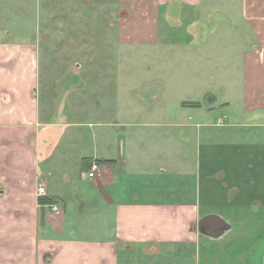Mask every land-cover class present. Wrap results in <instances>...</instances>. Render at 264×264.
I'll use <instances>...</instances> for the list:
<instances>
[{"label": "crops", "instance_id": "1", "mask_svg": "<svg viewBox=\"0 0 264 264\" xmlns=\"http://www.w3.org/2000/svg\"><path fill=\"white\" fill-rule=\"evenodd\" d=\"M167 23H186L189 41L174 32L172 47H188L193 61L172 66L198 79L169 95L175 109L149 112L153 124L85 134L78 107L68 110L70 74L53 82V71L83 53L84 36L91 53L113 46L109 35L93 39L100 28L147 51ZM216 44L240 53L219 65L229 74L213 83L219 91ZM162 81L143 83L138 101L163 99L171 88ZM215 116L219 140L264 128V0H0V264H264V143L211 140L204 129ZM93 162L103 169L96 180L86 174ZM206 217L227 231L202 233Z\"/></svg>", "mask_w": 264, "mask_h": 264}, {"label": "rangeland", "instance_id": "2", "mask_svg": "<svg viewBox=\"0 0 264 264\" xmlns=\"http://www.w3.org/2000/svg\"><path fill=\"white\" fill-rule=\"evenodd\" d=\"M98 1L103 2L105 0ZM219 11L220 10L217 9L216 13L218 14ZM103 19L106 18L102 17V20ZM100 24L102 25V22H100ZM186 27V23H182L180 27H176L175 23L165 24L162 26L160 45L156 49H147V51L146 48L137 45H121L118 42L116 28L113 30L114 33L110 32V34H107L104 32V29L101 30L100 28V33L94 35V40L99 37L100 41H106L107 35H109V40H113V46L110 45V48L108 49L104 48L103 45H99V50L96 53H91L86 47V45H88L87 42L90 41L91 37L84 36L83 53L77 55L74 54L68 58V69H61V71L55 70L52 74L54 75L53 82L57 81L55 78L59 74L63 76L70 74L67 83L69 84L68 87L71 86L72 89H67L66 86L63 87L64 91L68 94V110H72V113L77 115L76 109L78 107L80 111L78 120L81 122L84 121L83 123L87 125V128H83L85 134H87V130L90 132L91 130H96L101 127L108 129L106 128L108 125H100L101 123L123 121V124L120 126L124 127V130L127 128L133 129V127H138L135 126L136 124L140 126H144L145 123L153 124V122L158 121V119L150 117L153 115H148L149 112L154 111L155 113H161L166 110V108L170 109V106L171 108H176V102H169V95L177 93V85L185 87L188 79V81H196L198 79V75H193L192 71H188V76V73L186 72L187 70H180L179 73V69L172 66L173 63H183L186 65L193 61L190 59V53L188 54L187 52L188 47H185V53L179 55L175 54L177 52L175 50L173 51L172 47V43L176 40H179L184 44L189 41ZM174 32L177 33L176 40L171 36ZM67 57L68 56L64 57L65 60ZM211 57L213 63L210 67L212 76L211 86L213 90L219 91L220 86L217 84H219L218 82H220L221 76L223 77L224 74L229 75L225 70L219 68V65L230 60L239 62L240 53L234 49L232 51H228V49L224 48L221 49L218 44H216V46L212 47ZM148 62L157 64V68H147L146 64ZM75 63L81 65L84 67L83 69H85L80 71L79 75H76L79 70L75 67ZM87 64H90V66ZM194 65H196V63H194ZM197 69L198 68L194 69V73L196 74L201 72V70L198 71ZM236 72V70L233 72L230 71V75L236 74ZM158 78H160V81L164 79V82H169L171 88L170 93H168V91L164 92V95L166 96L155 103L152 107L141 104L140 101H138V97L140 96L139 90H141L142 84L146 81H153ZM172 80L175 82L174 85ZM214 82L217 84L214 85ZM91 87L92 89H90ZM78 90L82 92L77 95L73 93V91ZM187 104L188 103H185L184 105ZM194 104L196 103H191L190 105L194 106ZM221 108L222 106L220 105L216 108L217 111L219 110L216 116H223L226 114L224 113L225 111H220ZM216 116L211 119L212 127L204 129L212 132L211 140H216L217 143L219 141H235L243 144H252L253 142L264 143V128H237L235 129L236 132L233 133L234 138L223 137L219 140V132H217L219 131V128L214 126ZM157 125H161V123H158ZM120 126L118 129H121ZM73 130H78V127L73 128ZM158 130H160L157 131L158 140L163 141L160 146L165 145L164 142L168 138L165 133L162 132V129ZM174 135L178 136L177 133ZM171 140L173 141V139ZM178 141L181 142V140ZM152 145L157 147L155 144ZM114 153H118V151L116 150Z\"/></svg>", "mask_w": 264, "mask_h": 264}, {"label": "water", "instance_id": "3", "mask_svg": "<svg viewBox=\"0 0 264 264\" xmlns=\"http://www.w3.org/2000/svg\"><path fill=\"white\" fill-rule=\"evenodd\" d=\"M215 218L217 220H210ZM227 225L223 220L216 217H206L200 222V231L213 238L222 236L227 231Z\"/></svg>", "mask_w": 264, "mask_h": 264}, {"label": "built area", "instance_id": "4", "mask_svg": "<svg viewBox=\"0 0 264 264\" xmlns=\"http://www.w3.org/2000/svg\"><path fill=\"white\" fill-rule=\"evenodd\" d=\"M88 177L92 180H96L103 174V169L101 164L98 162H93L88 171ZM47 195L46 187L44 185H40L38 188V197H45ZM50 208L55 215H60L62 213V209L58 205H50Z\"/></svg>", "mask_w": 264, "mask_h": 264}]
</instances>
